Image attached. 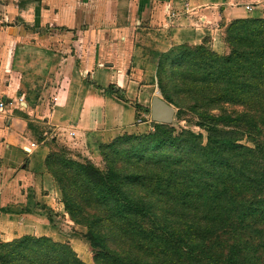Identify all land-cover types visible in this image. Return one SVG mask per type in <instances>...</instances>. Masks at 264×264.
I'll return each instance as SVG.
<instances>
[{
    "label": "crops",
    "instance_id": "crops-1",
    "mask_svg": "<svg viewBox=\"0 0 264 264\" xmlns=\"http://www.w3.org/2000/svg\"><path fill=\"white\" fill-rule=\"evenodd\" d=\"M239 19H264V0H0V242L49 237L90 264L51 219L49 141L96 155L147 124L167 54L222 49Z\"/></svg>",
    "mask_w": 264,
    "mask_h": 264
},
{
    "label": "trees",
    "instance_id": "trees-1",
    "mask_svg": "<svg viewBox=\"0 0 264 264\" xmlns=\"http://www.w3.org/2000/svg\"><path fill=\"white\" fill-rule=\"evenodd\" d=\"M251 26L254 28L253 32H250ZM226 42L232 48L231 53L226 56L214 54L213 59L217 69L211 71L216 72V79L212 83L217 87L220 102L224 100L229 104L237 103L242 106L241 109L220 106V114L211 115L206 101L209 89L206 86L207 74L204 73V77L197 78L199 80L197 83L196 77L183 76L182 78L188 80V84L192 79L195 80L193 87L188 90L193 103L187 107L198 112L201 118L198 124L208 132V142L204 144L201 141V134H197L193 141L175 139L177 145L184 144L189 153L186 157L176 159L175 166L181 168L173 167L172 172L165 175L168 180L158 179L155 183L150 179L146 185L149 192L160 188L164 192H171L177 176L181 175L186 180L180 187L195 184L197 195L205 189L207 193L205 196L210 200L208 214L193 216L186 221H176L179 227L174 232L180 234L179 243L187 242L193 235L196 238L195 246L201 251L200 255L194 258L195 260L179 259V264H264V19L233 21L226 28ZM204 48L206 47L202 45L183 46L180 51L168 53L161 64L159 78L166 70L167 60L187 58L192 56L193 52L199 54V50L203 51ZM196 65L203 66L202 63ZM194 69L199 71L198 67ZM163 88L164 86L162 87L164 93ZM164 99L169 101L166 97ZM179 105L182 103L179 102ZM164 126L166 124L157 123L158 129H163L159 132L164 137L161 139L163 144L171 136L172 131V129L168 131ZM124 137L103 144L100 149L111 148L119 140L124 141ZM245 137L254 143V148L239 142ZM52 155L51 152L47 160L48 169L55 176L59 187L62 186L65 190L56 176L57 173L51 168ZM81 167L87 181L91 184L95 183L93 189L103 196L112 197L110 201H104L111 210L114 207L122 208L124 211L133 208L129 213L140 214L146 209L145 203L126 196L127 192L122 189L121 183L113 182L119 176L115 169L104 174L90 163L87 166L81 164ZM142 178L140 174L134 176L136 182L140 184H143ZM116 193L123 195L129 201L124 199L125 201L116 202ZM85 201L98 203L91 197ZM65 205L69 212L73 211L69 201H66ZM181 216L179 215V218ZM139 217H128L123 213L117 218L126 228L125 232L135 236L143 249L153 248L144 244L143 239L147 236L165 240L169 247H173L172 243L176 242L173 238L167 240L158 233L157 228L164 229L163 226L158 225L161 224L160 220L158 223L150 218L151 223L146 224L140 223ZM181 224H184L185 228H182ZM173 225L175 223L165 228ZM93 229L94 226L91 225L90 234L86 236L88 241L93 248L105 249L104 240H101L100 234ZM0 244L5 249L13 244L16 245L15 247L26 245L23 249H27L25 250L27 254L25 253L22 258L19 257L14 263L4 257L3 264H86L67 242H56L49 237L24 236ZM179 250L172 248L166 254L174 257L179 255ZM99 255H101L99 252L94 255L96 264H100ZM111 258L115 260L119 257L113 254ZM122 264L156 263L136 260L133 263L122 262Z\"/></svg>",
    "mask_w": 264,
    "mask_h": 264
},
{
    "label": "rangeland",
    "instance_id": "rangeland-1",
    "mask_svg": "<svg viewBox=\"0 0 264 264\" xmlns=\"http://www.w3.org/2000/svg\"><path fill=\"white\" fill-rule=\"evenodd\" d=\"M249 28H251L250 32L254 31L253 26ZM223 42L222 49L214 50L205 46V50H199V54L193 52L192 56L187 58H171L166 61V70L159 78L160 89L158 91L163 98L166 97L169 100L168 102L176 108L173 122L164 126L168 131L172 129L171 136L165 141L166 143H161V139L164 137L159 134L163 129H158L155 122L151 126L148 124L149 120H151V105H149L147 113L149 120H144V122H148L147 124L139 122L132 132H125L119 136L121 138L125 136L124 141L119 140L111 148L104 150L103 148H99L96 155L81 152L77 147L72 151L64 144L59 145L56 142L52 143V140L49 141L52 144L51 149L53 153L51 168L54 173H57L56 176L65 187V190L62 189V186L61 188L59 187L61 193L60 202L63 203L60 204L61 210L57 214L52 213L51 219L63 234L83 243L87 254H90L88 256L90 259H87L85 252L75 244L74 246L78 248V254L85 261L88 260L90 264H96L94 255L97 252L101 254L98 257L100 264L133 263L136 260L143 262L152 261L156 264H179V259H194L197 255H200L201 251L197 250L195 246L196 238L193 235L190 236L187 242L179 243L180 234L174 232V230L179 227L176 225L177 220L180 222L186 221L193 216L206 215L210 212V200L205 196L207 195L205 189H202V192H198L199 195H197L195 184L189 187H180L183 181L186 180L181 175L177 176V180L171 187V192H164L161 188L149 192L150 190L146 185H148L150 179L155 183L158 179H166L167 176L165 175H169L173 167L177 169L181 168L180 166H175L176 159H181L183 158L182 156L186 157L189 153H187L188 150L184 144L177 145L175 139L193 141V138H196L197 134H201V141L204 144L208 142V132L198 124L201 120L198 112L187 107L193 103L188 90L193 87L195 82L199 81L197 78L200 79L204 77V73L207 74L206 86L209 89L206 101L211 115H219L220 106L241 109L240 107L242 106L237 103L229 104L224 100L220 102L217 87H214V83H212L216 79V72L211 71L217 69L213 59V56L215 57L214 54L226 56L231 53L232 48L226 42V31L223 36ZM196 63L198 65L202 63L203 66H197ZM194 67H198L199 71L194 69ZM183 76L190 78L194 76L197 81L192 79L190 84H188V80L182 78ZM161 85L162 87L164 86V93L162 92ZM179 102L182 105H179ZM139 111L143 112V109L140 108ZM239 142L252 148L255 147L248 137ZM148 146H151V148ZM89 163L104 174L109 173L111 169H115L116 174L119 173V176L113 182L121 183L122 189L127 192L126 196L129 199L145 203L146 209L140 214L129 213L133 211V208L124 211L122 208L116 209L114 207L111 210L110 206L104 201H110L112 197L108 195L103 196V194L98 193L92 187L95 183H89L87 177L83 175L81 164L87 166ZM137 174L142 175L143 184L137 183L134 179V176ZM90 197L94 200L96 199L98 203H88L85 201V199H89ZM124 199L127 200L123 195L118 194L116 202H121ZM66 201L71 203L73 211L69 212L66 209ZM123 213L128 217L140 216L138 219L140 223L150 224V218L152 221H157L158 223L160 220L161 224L158 225L163 226L164 229L157 228L158 233L163 235L164 239L170 240L173 238L176 241L172 243L173 247H169V244L165 240L163 241L160 238L153 239L151 236H147L143 239L145 241L144 244L150 247L153 246V248L150 250L143 249L135 236L125 232L126 228L122 226V222L118 219L119 215ZM179 215H182L181 218H179ZM172 223H175L173 227L165 228V226ZM91 225L94 226L93 230L100 234V239L104 240L105 249L93 248L88 241L86 236L90 234L89 229ZM181 227L185 228L184 224H181ZM15 246L13 244L11 247L5 249L0 244V264H3L4 257L8 258L11 263H14L19 257L22 258L25 253L27 254L25 251L27 249H23L26 245L23 247ZM167 248L180 249L179 255L174 257L169 256L166 253L170 249ZM113 254L120 259L115 258V260H112L111 256Z\"/></svg>",
    "mask_w": 264,
    "mask_h": 264
},
{
    "label": "water",
    "instance_id": "water-1",
    "mask_svg": "<svg viewBox=\"0 0 264 264\" xmlns=\"http://www.w3.org/2000/svg\"><path fill=\"white\" fill-rule=\"evenodd\" d=\"M150 115L155 123L171 124L176 115V108L161 95H154L151 100Z\"/></svg>",
    "mask_w": 264,
    "mask_h": 264
},
{
    "label": "built area",
    "instance_id": "built-area-1",
    "mask_svg": "<svg viewBox=\"0 0 264 264\" xmlns=\"http://www.w3.org/2000/svg\"><path fill=\"white\" fill-rule=\"evenodd\" d=\"M7 106L5 101H0V109H4ZM152 121V120H151Z\"/></svg>",
    "mask_w": 264,
    "mask_h": 264
}]
</instances>
